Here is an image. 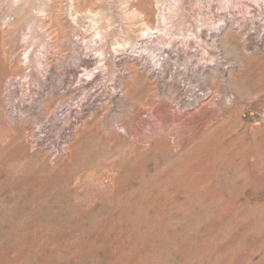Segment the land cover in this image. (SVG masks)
Masks as SVG:
<instances>
[{"label": "rangeland", "instance_id": "374dc122", "mask_svg": "<svg viewBox=\"0 0 264 264\" xmlns=\"http://www.w3.org/2000/svg\"><path fill=\"white\" fill-rule=\"evenodd\" d=\"M263 23L0 0V264H264Z\"/></svg>", "mask_w": 264, "mask_h": 264}, {"label": "built area", "instance_id": "2783aa9c", "mask_svg": "<svg viewBox=\"0 0 264 264\" xmlns=\"http://www.w3.org/2000/svg\"><path fill=\"white\" fill-rule=\"evenodd\" d=\"M234 11H235V10L232 9V11L229 10V12H226V13L221 14V15H222L223 18H226V17H229V18H230V17H233L232 15H235ZM221 13H222V12H221ZM263 26H264V23H263Z\"/></svg>", "mask_w": 264, "mask_h": 264}, {"label": "bare ground", "instance_id": "6f19581e", "mask_svg": "<svg viewBox=\"0 0 264 264\" xmlns=\"http://www.w3.org/2000/svg\"><path fill=\"white\" fill-rule=\"evenodd\" d=\"M142 29V28H141ZM144 29H146V30H143L142 32H140V35H143L144 34V32H146L147 30H149V27L148 28H145L144 27ZM141 31V30H140ZM147 33V32H146ZM145 33V34H146ZM215 40V39H214ZM213 41V40H212ZM210 71V70H209ZM78 88V87H77ZM198 106V105H197ZM139 113V112H138ZM137 118H138V116H137ZM188 120V119H187ZM146 134V133H145ZM158 142V141H157ZM106 163V162H105ZM111 164V163H110ZM151 200V199H150ZM81 215V214H80ZM263 225V224H262ZM231 259V258H230ZM231 261V260H230Z\"/></svg>", "mask_w": 264, "mask_h": 264}]
</instances>
